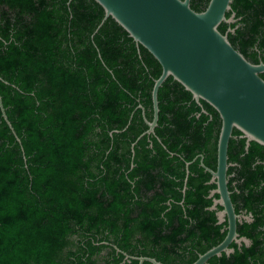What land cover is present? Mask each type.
Returning a JSON list of instances; mask_svg holds the SVG:
<instances>
[{
  "label": "trees",
  "instance_id": "obj_1",
  "mask_svg": "<svg viewBox=\"0 0 264 264\" xmlns=\"http://www.w3.org/2000/svg\"><path fill=\"white\" fill-rule=\"evenodd\" d=\"M231 13L218 29L264 62V0H232ZM103 16L94 0H0V95L19 138L0 111V264L138 263L124 252L190 264L225 234L216 227L214 236L213 216L203 218L210 174L200 156L181 191L196 155L215 169L219 114L168 76L154 131L140 136L161 66ZM240 134L233 129L228 162L239 164L238 189L250 190L264 178V150ZM183 209L197 228H186ZM245 256L235 247L208 262L246 264Z\"/></svg>",
  "mask_w": 264,
  "mask_h": 264
},
{
  "label": "water",
  "instance_id": "obj_2",
  "mask_svg": "<svg viewBox=\"0 0 264 264\" xmlns=\"http://www.w3.org/2000/svg\"><path fill=\"white\" fill-rule=\"evenodd\" d=\"M94 1L104 10L100 24L107 17L113 18L136 45H142L161 66L151 90L153 119L144 118L148 128L140 136L154 131L159 111L158 88L168 76L189 91L196 102H203L219 114L216 170L205 169L211 173L213 181L216 179L217 202L223 207L219 218L227 215V234L221 243L200 254L191 264H204L213 255L230 252L228 245L237 236L236 215L226 186L227 149L233 129L241 132L246 146L253 141L264 150V78L260 75L264 73V62L249 61L233 47L227 32L218 29L220 23L235 20L234 13L226 17L232 0H209L202 11L192 9L190 0ZM0 111L19 141L7 118L1 95ZM142 113L144 115V111ZM137 259L140 264L143 260L165 264L149 257Z\"/></svg>",
  "mask_w": 264,
  "mask_h": 264
},
{
  "label": "flooded vegetation",
  "instance_id": "obj_3",
  "mask_svg": "<svg viewBox=\"0 0 264 264\" xmlns=\"http://www.w3.org/2000/svg\"><path fill=\"white\" fill-rule=\"evenodd\" d=\"M239 136L242 137L241 134ZM245 147H248L246 146V139H245ZM198 156H200V165L203 167L204 171L209 172L208 170L205 169V167L207 168L210 167L203 163V157L201 156V154L196 155L191 161H187L185 163V168H186L185 176L183 179V186L181 189L182 194H184V192L189 188V186L187 185L188 174H189L188 166ZM227 162H228V158H227ZM262 162L264 163V161ZM216 164H217V158H216ZM216 164H215V169L212 168L210 169L216 170ZM229 167H232V170L230 172H229ZM238 169H239L238 163L228 162V167L226 170V186L229 192V197L232 203L234 214L236 215L235 219H236L237 236L236 238L231 240V242L228 245V248L231 249L230 252L226 253L225 251H222L220 255H213V256H217L220 258L222 257V254L229 256L230 254L234 253L235 247L241 249V247L244 246L246 252V256H245L246 264H264V178L260 176H256L254 178V181L250 184V190L245 188L238 189V187L240 188L242 185L241 179L238 178V173H237ZM209 174H210L209 178L204 183L206 185H209L205 198L210 200V204L205 207L207 213L206 216H203V218L209 219V217L213 216L214 221L208 222L207 227L211 224L214 236L217 235L215 233L216 227H218L221 233H225L223 238L216 244L218 245L223 241V239L227 234L228 219L226 214L222 215V219L219 218V213L223 211V207L217 202V200H219V194L216 191L217 189L216 179H214L213 181L210 172ZM180 202L182 204L183 199ZM183 205H184L183 206L184 209L191 207L188 203H185ZM183 216L187 220L185 224L187 229H193L198 227V222H196L193 217L189 216L188 210H184ZM102 242L111 244L110 242L107 241H102ZM133 242L136 243V241ZM124 254L129 255L128 257L129 259L130 258L137 259V257H149L157 260L155 257L146 256V255H130L126 252H124ZM213 256H211L210 258H212ZM128 258H125L124 256V259H128ZM209 259L204 264H209L208 262ZM137 264H140L139 260ZM141 264H150V262H148L147 260H143Z\"/></svg>",
  "mask_w": 264,
  "mask_h": 264
}]
</instances>
